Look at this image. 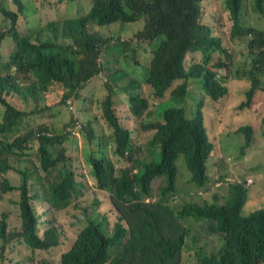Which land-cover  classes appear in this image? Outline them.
Wrapping results in <instances>:
<instances>
[{"label":"trees","instance_id":"trees-1","mask_svg":"<svg viewBox=\"0 0 264 264\" xmlns=\"http://www.w3.org/2000/svg\"><path fill=\"white\" fill-rule=\"evenodd\" d=\"M215 1L93 0L89 12L38 25L32 35L18 32L16 12L1 9L10 25L0 30V46L7 35L15 46L5 61L0 54V175L14 169L5 152L24 154L31 146L34 149L32 159H21L16 169L20 185L7 177L0 183V196L18 195L23 222L14 227L13 238L27 241L33 250L65 241L61 212L83 184L77 178L83 161L73 130L76 121L55 118L50 125L33 122L19 136L10 133L23 119L59 114L68 99L84 102L88 85L106 73L108 80L100 87L106 91L96 99L112 136L96 134L87 123L82 131L86 144L82 153L96 179V205L104 214L78 232L72 247L61 254L60 264L264 263V196L248 195L252 176H245L246 184L238 179L220 181L216 190L206 173L213 162L222 177L219 166L227 159L235 134H243L240 151L246 163L259 151L255 139L264 127V28L251 26L244 31L245 0H221L232 21V39L244 35L248 43L241 65L249 87L239 107L251 106L258 121L233 126L225 119L228 87L220 73L233 61L232 46L203 19L205 2ZM253 8L264 12V0H255ZM102 26L112 27L102 31L98 28ZM27 29L32 31L31 25ZM129 50L137 62L133 74L121 57ZM197 51L202 53L201 61L188 64L187 57ZM109 52L113 58L104 57ZM190 79L203 90L194 114L187 109ZM11 93L18 94L19 105L2 96ZM119 93L127 95L133 129L119 117ZM25 102L34 103L32 112L25 111ZM239 107L232 108L231 116L240 113ZM140 130L145 132L144 141L134 138ZM179 155L197 189L179 181ZM248 168L253 167L248 164ZM155 177H164L167 184L152 201ZM200 187L205 198L180 199ZM5 231L3 221L0 235Z\"/></svg>","mask_w":264,"mask_h":264},{"label":"rangeland","instance_id":"rangeland-1","mask_svg":"<svg viewBox=\"0 0 264 264\" xmlns=\"http://www.w3.org/2000/svg\"><path fill=\"white\" fill-rule=\"evenodd\" d=\"M8 1V0H7ZM49 1V6L44 8L41 12L37 10L35 15L33 7L26 4L25 12L35 18L34 28L38 25H44L51 20H60L62 21L65 18H76L78 15L83 14L84 10L87 9L89 12V5L86 3L81 7H75L73 0H47ZM90 3L93 0H87ZM247 1V10L245 11L244 18V31L251 26H261L264 28V12H256L253 9L254 0ZM204 5V16L203 19L208 21L214 30V34H220L225 43H230L232 46L231 52L233 54V61L229 67L223 68L220 70L222 77L225 78V85L228 87V92L226 94V105H225V119L230 121L233 126H236L238 122H251L258 123L255 113L250 108L241 109L239 107L240 103L244 101L247 97L246 90L249 87V82L247 80V74L242 70L243 66L241 63L244 61V58L247 56L248 52V43L246 42V37L244 35L237 36L235 40L232 39L231 28L232 21L230 18L229 11L221 5V0H217L213 3L205 2ZM244 9V5H243ZM243 11V10H242ZM86 12V13H87ZM112 26H102L99 27L101 30H107ZM148 45V44H146ZM116 54V52H114ZM134 51L129 50L126 54H121L123 65L126 67L129 74H133V65H134ZM219 53H216L218 56ZM225 57V55H222ZM106 58H113V54L109 52L104 55ZM202 59V53L200 51L193 52L187 57V63L192 64L194 62H200ZM146 63V62H143ZM108 80L106 73L99 76L98 79H95L88 85L87 89L83 92L87 99L83 102L82 100L76 101L74 99H68L65 105H62V109L59 114L42 116L38 114L36 120L31 118L23 119L18 127L11 132L10 134L13 137L23 134L28 128L33 125V122H38L40 124L46 123L48 125L51 122L58 118L67 121H76L81 123V128L79 127L78 142L80 145L79 156L83 161V168L78 173V180H80L83 185L77 190L76 194L72 197L71 204L62 210L59 223L65 230L63 235L64 242L60 246L48 249V250H33V248L28 244L27 241L23 239L13 238L12 234L15 232L14 227L16 225L21 226L23 222V217L20 209V205L16 202L18 200L17 192L13 194H2L0 196V224L6 222V231L3 236L0 235V264L5 262V264H15L17 262H22V264H60L61 254L68 250L77 233L92 219H95L98 214L103 215L102 211L96 205V181L92 174L90 167L85 162V155L82 153V148L85 146V140L82 138L83 124L87 123L90 127L96 130V134L107 133L112 136V130L109 129L102 118V110L97 102V97L101 93L105 92V88H100L104 82ZM169 94V92H168ZM203 94V90L199 86V83L194 79H190V96L189 103L187 104L188 111H192L194 114L196 109V100L199 99ZM105 95L102 94L101 98H104ZM14 103L16 105L20 104L18 96L13 97ZM118 105L121 107L119 111V117L122 123L130 128H135L134 116L128 110V98L124 93H119L117 95ZM69 100L73 102L70 103ZM166 104H170L169 101ZM25 106V111L32 112L34 108L33 102L23 103ZM45 105V102H43ZM48 105H53V103H48ZM70 106H73L71 108ZM239 107L240 113L238 115L231 116L233 113V107ZM23 108V106H22ZM234 114V113H233ZM145 121L149 122L150 118L145 117ZM73 126V125H70ZM222 124L220 125V127ZM71 128V127H70ZM69 128V129H70ZM76 130V129H75ZM69 131V130H68ZM222 133L220 135H225ZM235 134V133H234ZM219 136V135H218ZM236 141L229 147L227 152V159L224 163L219 166V172L222 171L221 175L218 176V180L225 183L239 180L241 182L245 181V176H252L253 183L247 186L248 195L252 194L253 197L264 196V129L257 132V146L259 151L254 152L247 157V163L244 161V157L240 151L241 144L243 143V134H235ZM256 136V134H255ZM135 140H146L145 132L140 130L137 134H134ZM256 138V137H255ZM37 145V143H35ZM111 144V143H110ZM223 144L224 140H223ZM2 144H0V148ZM113 144H111V148ZM4 156H7L9 162L14 167V169H9L6 173H3L0 176L1 178L7 177L10 179L11 183L15 186L20 185L21 177L19 172L16 170L20 168V160L23 158H30L34 156L33 146L24 154L19 151L13 153L5 152ZM230 157V159H228ZM39 165V161L37 162ZM176 164L178 166L179 180L185 181L188 176H192V172L188 168L183 155H179L176 159ZM252 166L253 168H248ZM210 166H213V163L210 162ZM228 172V174H227ZM249 172V173H248ZM247 173V175H246ZM251 176L248 178L251 179ZM247 178V179H248ZM167 184L165 180L162 181L161 178H156L153 182V188L158 193V187L161 184ZM246 184V183H245ZM187 186V185H186ZM225 193L228 188L227 185L224 186ZM1 193V190H0ZM209 195H207L208 197ZM202 199L203 194L195 195L193 193L182 194L180 199ZM251 200V198H249ZM251 206H246V210H251ZM112 227V223L110 224ZM203 233H207L206 230H203ZM216 238L213 239L214 242ZM264 264V263H261Z\"/></svg>","mask_w":264,"mask_h":264},{"label":"clouds","instance_id":"clouds-1","mask_svg":"<svg viewBox=\"0 0 264 264\" xmlns=\"http://www.w3.org/2000/svg\"><path fill=\"white\" fill-rule=\"evenodd\" d=\"M255 1V0H254ZM254 5V4H253ZM6 7V9H8V10H10V11H13V12H16L17 13V15H18V18H17V23H16V27L17 26H19L18 28H17V30H18V32L20 33V34H22V35H24V34H31L32 35V32H33V30H34V20H35V18H33V17H31V16H29L26 12H25V7H26V3L25 2H23L22 0H0V25H3V27L1 28L0 27V30L1 29H4V30H6L8 27H9V25H10V20L9 19H7L2 13H1V9H3V7ZM254 9V8H253ZM247 10V1L245 0V9H244V11L243 12H245ZM255 10V9H254ZM256 11V10H255ZM256 12H260V11H256ZM52 21V20H51ZM49 22V21H48ZM47 22V23H48ZM30 23V24H29ZM20 24L22 25L21 27H20ZM28 25H31V28H32V31H29V29H27V27H28ZM37 26H38V24H37ZM109 30V29H108ZM1 41H2V43H1V46H0V54L2 55V58H3V60L5 61V59L7 58V57H9V54L11 53V51L13 50V48H14V46H15V40L13 39V37L11 36V35H7L6 37H3L2 39H1ZM198 52V51H197ZM135 64H137V62H135L134 63V65ZM134 65H133V69H134ZM142 70V69H141ZM7 73L6 72H4L3 73V75H6ZM0 96H1V94H0ZM3 97H5V99L8 101V102H10L11 104H15L14 103V99L15 98H13V97H15V96H18V94H16V93H11V94H9V95H6V94H3L2 95ZM71 108H73V106H70ZM245 108H250L251 109V106L250 107H245ZM244 108V109H245ZM79 127L81 128V123L78 121V122H76V124L74 125V128H73V130L77 133V131H78V129H79ZM71 129V128H70ZM76 129V130H75ZM263 129H264V127H263ZM262 129V130H263ZM261 131V130H260ZM112 144V143H111ZM134 158H137V155L135 154V156H134ZM178 158V157H177ZM213 163V162H212ZM87 164V163H86ZM214 164V163H213ZM89 166V165H88ZM90 167V166H89ZM211 167L212 166H210V164H209V171H210V169H211ZM91 169V168H90ZM92 171V170H91ZM206 173H207V171H206ZM93 174V173H92ZM3 175V174H2ZM2 175H0V176H2ZM192 177V176H191ZM191 177L190 176H188L186 179H185V181H187L186 182V184L185 185H187V187L188 188H196L197 189V187H196V185L194 184V182L191 180ZM156 178H161L162 179V181L163 180H165V178L164 177H155L153 180H155ZM94 179H95V177H94ZM217 179H218V176H217ZM1 180H2V178H1ZM209 180V179H208ZM80 181V180H79ZM95 181H96V179H95ZM180 181V180H179ZM154 182V181H153ZM83 185V184H82ZM162 186H164V184L162 183L159 187H158V193L159 194H161V191H160V188L162 187ZM81 187V186H80ZM79 187V188H80ZM78 188V189H79ZM151 188H152V194L154 195V198L152 199V201H156V200H158V198H159V196L160 195H156V191L154 190V188L151 186ZM199 192L200 191H202V190H205V189H203V187H200L199 189ZM196 192H194L193 194H195V195H199V194H202V193H199V192H197V190H195ZM77 192V191H76ZM76 194V193H75ZM74 196V195H73ZM96 196H97V187H96ZM170 196H171V194H170ZM90 223V222H89ZM87 226V225H86ZM84 228V227H83ZM78 234V233H77ZM77 236V235H76ZM76 238V237H75ZM74 242V241H73ZM63 244V243H62ZM72 245H73V243H72ZM72 245H71V247H72ZM60 246V245H59ZM57 247V246H56ZM70 247V248H71ZM54 248V247H53ZM69 248V249H70ZM51 249V248H50ZM68 249V250H69ZM115 248H113L112 249V251L114 250ZM42 250V249H41ZM45 250H48V249H45ZM68 250H66V251H68ZM66 251H64V252H66ZM60 263H61V261H60ZM2 264H5V262H3Z\"/></svg>","mask_w":264,"mask_h":264},{"label":"crops","instance_id":"crops-1","mask_svg":"<svg viewBox=\"0 0 264 264\" xmlns=\"http://www.w3.org/2000/svg\"><path fill=\"white\" fill-rule=\"evenodd\" d=\"M23 2H25L28 6H32L33 7V10H34V13L36 15L37 13V10L39 12H41L44 8H47L49 6V1L47 0H22ZM74 3H75V7L79 6L81 7L82 5H85L86 3H88V5L90 6L89 7V10L91 9L92 7V3H90L89 1L87 0H73ZM88 10L85 9L83 13H86ZM79 16V15H78ZM68 18V17H67ZM66 19V18H65ZM99 28V27H98ZM100 29V28H99ZM102 31H108L107 30H103ZM218 170V166L214 163V165L211 167L210 171H209V165L207 167V174L209 176V180H208V184L211 185V187H216V190L219 189V185L221 184V182L217 179V171ZM203 191L205 190H202V191H197L199 193H203ZM215 191V190H214ZM213 195H214V192H213ZM197 200V199H196Z\"/></svg>","mask_w":264,"mask_h":264}]
</instances>
